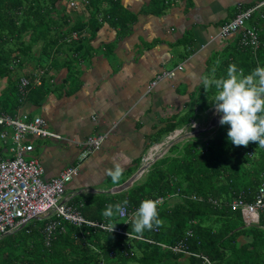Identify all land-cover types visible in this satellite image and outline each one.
Returning <instances> with one entry per match:
<instances>
[{"label": "trees", "instance_id": "trees-1", "mask_svg": "<svg viewBox=\"0 0 264 264\" xmlns=\"http://www.w3.org/2000/svg\"><path fill=\"white\" fill-rule=\"evenodd\" d=\"M87 1L86 10L75 18L67 9L68 0H0V81H7L0 91V112L19 111L24 103L20 78H33L40 70L45 71L43 83L31 85L27 99L42 105L56 84L54 69L68 67L73 76V63L63 53L80 54L92 47L91 38L104 21H125L119 0ZM85 11H89L88 19L83 18ZM255 18L260 39L257 55L250 48H230L218 63L214 79L226 77L230 64L238 71L244 69L245 75L264 67V17L256 13ZM73 31L81 33L80 39L65 42ZM215 93L214 85L205 91L206 108L214 107ZM228 127L220 124L207 141L187 142L182 156L160 159L144 180L114 194L121 196L119 203L127 200L130 207L172 195L157 206L160 225L142 234L156 243L70 223L49 237L46 221L37 219L0 239V264H209L203 256L212 264H264V212L258 225L246 226L241 211L232 208L234 200L254 201L264 180V148L257 142L247 147L233 145L227 138ZM116 203L103 198L96 218L103 219L106 205ZM113 220L123 223L120 217ZM125 228L133 232L131 223ZM182 241L194 254L176 253L168 247Z\"/></svg>", "mask_w": 264, "mask_h": 264}, {"label": "crops", "instance_id": "crops-1", "mask_svg": "<svg viewBox=\"0 0 264 264\" xmlns=\"http://www.w3.org/2000/svg\"><path fill=\"white\" fill-rule=\"evenodd\" d=\"M259 1L119 0L122 24L118 19L104 21L91 38L92 47L80 54L63 53L73 63V76L68 67L54 69L56 84L46 101L35 105L27 99L19 110L44 117L49 129L66 137L63 143L54 139L50 146L46 138L29 140L35 147L30 156L39 158L46 179L76 164L90 135L107 134L101 148L84 160L79 174L67 184L66 202L86 218L99 220L101 200L119 203L121 196L114 197L117 193L111 191L146 167L149 153L168 148L122 193L144 180L160 159L182 156L187 142L207 141L216 111L215 106H204L209 99L201 78L214 79L218 63L230 48L239 46L240 34L223 38L221 27L240 6ZM89 17L85 11L83 18ZM168 72L174 75L165 76ZM160 75L164 77L153 85ZM114 161L124 167L115 185L105 174Z\"/></svg>", "mask_w": 264, "mask_h": 264}, {"label": "built area", "instance_id": "built-area-1", "mask_svg": "<svg viewBox=\"0 0 264 264\" xmlns=\"http://www.w3.org/2000/svg\"><path fill=\"white\" fill-rule=\"evenodd\" d=\"M174 1L176 0H167V2ZM88 3L87 0H68V6L77 10H86ZM256 13L264 17V0L250 7L240 6L232 20L221 27L219 35L227 38L240 34L239 46L250 48L257 55L260 48L259 29L254 24H248ZM80 37L81 33L73 31L64 38V41L73 43ZM179 68L182 69L183 65H180ZM44 74L45 71L40 70L38 73L35 72L33 78L28 75H23L20 78L19 90L22 95V102L27 99L31 91V85L33 87L42 85L41 76ZM164 75L171 77L174 72H168ZM164 75H160L153 82V85ZM32 137L63 139V135L47 127V121L42 116H31L29 113L20 112V110L15 114L0 112V140L5 144L4 148L0 146V239L37 219L46 221L45 230L49 237L59 228L65 230L66 223L81 229L87 227L93 230L110 232L107 230L109 223L107 219L90 220L85 217L80 209L66 202L67 184L79 174L80 165L84 160L91 153L101 148L107 134L90 135L82 144L83 150L76 164L67 166L58 176L51 179L44 177L45 169L39 158L30 156L35 148L34 144L29 141ZM167 150L168 148L165 145L159 151L149 153L144 158L146 165H151L157 157L164 155ZM192 198L196 199L197 197L192 196ZM150 199L156 201L157 206H162L172 199V195ZM211 202L214 204L219 203L216 200H211ZM138 207H130L127 204L126 215L120 217L123 223L122 225H116L113 232L125 235L130 239L156 243L153 239L143 235L138 237L135 233L126 230L125 226L131 223L133 213ZM232 208L241 211L246 226L258 225L261 213L264 212V180L253 202H246L242 199L234 200ZM154 230L157 232L158 228L155 226ZM191 235L192 232L189 231L188 236ZM163 246L166 247L165 244ZM168 247L176 253L194 254L186 248L184 241ZM203 257L206 262L212 264L208 257Z\"/></svg>", "mask_w": 264, "mask_h": 264}, {"label": "clouds", "instance_id": "clouds-1", "mask_svg": "<svg viewBox=\"0 0 264 264\" xmlns=\"http://www.w3.org/2000/svg\"><path fill=\"white\" fill-rule=\"evenodd\" d=\"M201 83L205 91L213 85L216 89L215 111L220 114L219 123L229 126L228 140L235 146L247 147L250 142H257L260 148H264V67L258 66L245 75L244 69L238 71L235 64H230L226 77L209 79L205 76L201 78ZM123 172L124 167L115 161L113 168L105 170L114 185L120 182ZM127 204V200L108 204L102 211V216L109 221L107 230L111 233L117 225L112 220L126 215ZM160 223L157 202L151 199L141 201L133 213V232L139 237L145 230H151L154 224L159 226Z\"/></svg>", "mask_w": 264, "mask_h": 264}, {"label": "rangeland", "instance_id": "rangeland-1", "mask_svg": "<svg viewBox=\"0 0 264 264\" xmlns=\"http://www.w3.org/2000/svg\"><path fill=\"white\" fill-rule=\"evenodd\" d=\"M67 9H68L69 12H72V15H73L75 18L78 17V12L81 11V10H77V9H71L69 6L67 7ZM6 83H7L6 80L0 81V84H1L2 87H5V86H6ZM206 95L208 96V94H206ZM201 101H203V100L201 99ZM214 109H215V108H214ZM214 109H213V110H214ZM36 113L39 114V112H36ZM36 113H34V114H36ZM193 130H194L193 128H189V131H190V132H192ZM215 130H216V127L213 128V129L208 130L207 132H208L209 134H208V135L206 134V136H212V135L214 134ZM64 137H65V136L63 135V139L58 140L57 142H59V143H63V142H64V139H66V137H65V138H64ZM57 142H56V143H57ZM45 143H46V145H48V146H50V145H55L54 139H51V138H46ZM0 145L2 146V148H4V146H5L4 142L1 141V140H0Z\"/></svg>", "mask_w": 264, "mask_h": 264}, {"label": "water", "instance_id": "water-1", "mask_svg": "<svg viewBox=\"0 0 264 264\" xmlns=\"http://www.w3.org/2000/svg\"><path fill=\"white\" fill-rule=\"evenodd\" d=\"M219 120H220V114L216 113L215 116H214V118H213V121L210 124V127L209 128H214V127L218 126L220 124L219 123ZM148 166L149 165H147V167ZM145 169H147V168L146 167H142V169L140 170V172L136 176H134L130 181H127L124 185H122V186H120L118 188H115L111 192L118 193V192H121V191H124V190L128 189L132 185V183L141 176V174L145 171Z\"/></svg>", "mask_w": 264, "mask_h": 264}, {"label": "bare ground", "instance_id": "bare-ground-1", "mask_svg": "<svg viewBox=\"0 0 264 264\" xmlns=\"http://www.w3.org/2000/svg\"><path fill=\"white\" fill-rule=\"evenodd\" d=\"M175 135H177V133ZM175 135H173L172 137H175Z\"/></svg>", "mask_w": 264, "mask_h": 264}]
</instances>
